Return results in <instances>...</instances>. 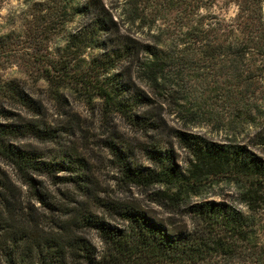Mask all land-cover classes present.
<instances>
[{
    "label": "trees",
    "instance_id": "trees-1",
    "mask_svg": "<svg viewBox=\"0 0 264 264\" xmlns=\"http://www.w3.org/2000/svg\"><path fill=\"white\" fill-rule=\"evenodd\" d=\"M226 1L236 5L235 15L208 11L217 0H125L121 6L105 0H49L45 7L35 3L37 37L46 33L60 39L56 50L34 60L46 83L38 91L68 123L52 126L37 92L21 78L0 77V264H135L152 258L187 264L216 250L229 256L244 253L240 241L248 238L253 216L225 201L191 198L215 181L227 180L237 185L239 200L256 211L264 202V157L236 139L219 142L170 127L149 108L162 97L180 105L185 73L207 67L234 108L230 128L257 122L255 97L263 76L256 61L264 59V0ZM130 26L146 29V36L136 35ZM71 92L106 119L119 116L150 139L142 144L150 165L134 163L131 144L120 141L116 131L110 132L106 146L129 184L165 186L152 193L154 201L190 214L197 222L193 231L173 230L132 204L112 205L123 225L97 216L81 200L92 198L82 156L60 147L46 153L19 142L32 137L59 143V132L76 135ZM167 129L188 153L182 163L174 146L153 134ZM254 137V144H264V125ZM87 228L105 242L100 258L84 233Z\"/></svg>",
    "mask_w": 264,
    "mask_h": 264
},
{
    "label": "rangeland",
    "instance_id": "rangeland-1",
    "mask_svg": "<svg viewBox=\"0 0 264 264\" xmlns=\"http://www.w3.org/2000/svg\"><path fill=\"white\" fill-rule=\"evenodd\" d=\"M49 0H0V77L21 78L26 85L37 92L36 96L43 99L46 107V120L54 127L67 126L68 120L61 116L44 94L46 83L41 79V69L35 58L47 57L59 44V38H52L46 33L37 37L39 28L33 22V15L38 6L35 3L42 2L44 7ZM110 6H121L125 0H105ZM155 1V0H153ZM159 1V0H157ZM152 3V0H151ZM144 3L141 6L147 5ZM120 8V7H119ZM118 10L117 15L121 12ZM237 10L236 5L226 0H217L212 11L221 16H233ZM169 12L167 8L165 10ZM173 10L170 9L172 15ZM206 11V9H204ZM171 13L168 15L171 16ZM121 22H125L122 17ZM79 22V21H77ZM78 24V23H77ZM76 23L73 25L75 26ZM128 27V24L125 26ZM131 27V26H130ZM129 27V28H130ZM131 31L142 38L146 36L147 30L137 26L131 27ZM256 64L262 67L261 88L256 94L257 117L255 123H242L236 130H232L229 120L234 109L225 100V94L217 89L210 68L204 67L195 72H186L181 81L180 105L174 103V98L160 99L159 102L149 107L159 113L167 122L168 126L201 134L210 140L227 142L236 139L238 142L248 144L254 151L264 157V144H254L255 133L260 131L264 125V59L259 58ZM138 83L147 92L150 89L145 81ZM72 118L77 121V134L70 135L59 132V141H41L32 137H26L19 142L35 147L46 153H54L59 147L68 149L82 156L88 164V176L91 180L92 198L82 197L84 205L99 217L105 218L113 224L123 225L124 221L112 208L117 204H132L146 210L152 216L165 221L173 230L193 231L197 222L190 214L182 211H174L168 205H161L154 201L152 193L165 190L163 185H154L147 188L142 185L129 184L123 175V171L117 158L106 146V140L110 138V132L116 131L120 141L131 144L133 151V162L141 165H150L146 152L142 148L146 139L136 133L132 127L119 116H109L107 119L99 110L92 109L83 102V98L71 92ZM169 129L160 133L154 132L156 139L164 140L173 145L179 161L182 163L188 158L187 151L182 148L178 141L168 133ZM2 167L13 174L12 168L2 163ZM62 189L73 188L71 186H60ZM54 188V187H52ZM239 190L235 183L227 180H218L212 183L201 195H193L191 201L217 200L234 204L253 216V225L250 227L247 239L241 240L244 253L229 256L221 250L212 251L207 257L199 262L187 264H264V202L256 211H251L248 206L239 200ZM104 203V204H103ZM84 233L94 242L97 248V258L101 257L105 249V242L100 234L91 228ZM84 264H89L85 262ZM135 264H182L179 262H168L150 259L144 263Z\"/></svg>",
    "mask_w": 264,
    "mask_h": 264
},
{
    "label": "water",
    "instance_id": "water-1",
    "mask_svg": "<svg viewBox=\"0 0 264 264\" xmlns=\"http://www.w3.org/2000/svg\"><path fill=\"white\" fill-rule=\"evenodd\" d=\"M257 264H259V263H257Z\"/></svg>",
    "mask_w": 264,
    "mask_h": 264
}]
</instances>
